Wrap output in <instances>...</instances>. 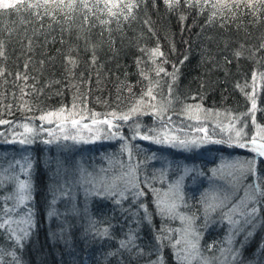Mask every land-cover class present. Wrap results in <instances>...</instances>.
<instances>
[{
	"label": "trees",
	"instance_id": "16d2710c",
	"mask_svg": "<svg viewBox=\"0 0 264 264\" xmlns=\"http://www.w3.org/2000/svg\"><path fill=\"white\" fill-rule=\"evenodd\" d=\"M13 3L0 9L1 131L38 124L58 110L73 116L70 122L126 114L144 98L151 114L132 121L145 152L135 200L121 204L104 197L109 176L97 169L115 142L66 148L39 135L26 148L0 140V264H264L263 162L256 171L260 193L230 222L220 220L221 210L205 212L207 180L186 184L181 212L194 216L193 228L167 216L160 199L165 178H152L149 161L140 164L149 152L144 132H155L159 113L186 126L195 123V110L226 112L242 122V135L249 116L264 124V0ZM207 150L216 159L211 165L239 152L210 145L167 153L166 181L188 167L207 175ZM17 181L26 187L16 191ZM70 196L76 202L69 206Z\"/></svg>",
	"mask_w": 264,
	"mask_h": 264
},
{
	"label": "rangeland",
	"instance_id": "374dc122",
	"mask_svg": "<svg viewBox=\"0 0 264 264\" xmlns=\"http://www.w3.org/2000/svg\"><path fill=\"white\" fill-rule=\"evenodd\" d=\"M14 1L16 0H9L11 3ZM150 104L151 99L144 98V100L134 102L126 114L100 116L99 118L92 116L87 122H70L73 116L67 115L63 110L48 112L39 116L41 122L38 124L34 120H29L20 125H10L5 131L0 130V140H19L16 143L26 148L33 145L34 140L39 135L43 138L40 139L46 141L49 145L61 143L60 146L70 145V148L85 144L115 142V149L111 156H102L101 166L99 168L96 166L102 175L107 173L109 176L108 182L104 183L105 186H103V195L106 199L112 198L114 202L119 204L122 203V200L125 201L127 197L134 201V188L137 186L136 171L139 160L141 161V157L145 152V146L142 148L140 142L136 141V137H139V139L143 137H140L141 135L135 131L137 129L132 121L137 117H147L151 114ZM156 117L160 121L152 126L155 132H149L150 135L146 131V133L144 132L147 135V151L149 152H147V158L140 164L149 161L150 167L153 168L152 178L155 177L158 182H162L160 181L161 177L165 178V181L162 182L165 183V186L163 189L160 188V199L169 218L173 217L186 228L194 227V216L192 214L190 217L185 216L181 212V208L184 204L182 190L186 187V184L190 185L195 177H202V179L207 180L208 188L202 202L206 205L205 212L210 211L212 214V210H221L220 220L223 219L227 222L232 220L231 213L246 202L251 201L254 194L260 193L257 186L259 177L256 171L259 168L258 163H264V155H261L256 149L264 144V124L256 123L253 117L249 116V130L242 135V122L226 112L204 110L202 115L201 110H195L192 115L195 123L186 126L175 124L169 119L163 120L161 113ZM67 120L69 122H66ZM127 131H130V134L125 133ZM127 135H129L128 139L126 138ZM210 145H226V147L229 146L239 152L237 156L234 154L229 161L226 159V161H217L211 165L210 161L216 159L213 155H210L212 151L208 152L207 150L203 155L204 159H200L202 160L201 163L203 161L205 163V171L208 170L207 175L204 172L202 173L201 166L188 167L174 181H166L167 153L171 154L181 150L187 152L191 148L197 151ZM68 146L65 147L69 148ZM153 148L158 150L152 151ZM159 149L161 151L165 150V154L162 155ZM138 150L139 157L137 159ZM156 152L160 154L158 155ZM1 156H4V154ZM172 160L173 158L169 163L171 165L172 162L171 167L174 168L173 166L178 163L176 160ZM24 161L22 160L19 164L22 166ZM75 162L80 163L79 156L76 157ZM257 164L258 166H256ZM77 169L79 170L78 167ZM27 173H30V171ZM23 183H20L22 188L27 185L25 182ZM20 184L17 181L12 184V187L16 189ZM16 191L18 190L16 189ZM86 201L87 199H83L82 205H85ZM75 202V196H70L67 200L69 206L75 204ZM218 225L222 226V224ZM219 264H224V261L221 260Z\"/></svg>",
	"mask_w": 264,
	"mask_h": 264
},
{
	"label": "snow or ice",
	"instance_id": "6c2138e0",
	"mask_svg": "<svg viewBox=\"0 0 264 264\" xmlns=\"http://www.w3.org/2000/svg\"><path fill=\"white\" fill-rule=\"evenodd\" d=\"M17 7L16 3H11L9 0H0V9H9ZM255 143V141H253ZM256 151H258L261 155H264V144L260 145Z\"/></svg>",
	"mask_w": 264,
	"mask_h": 264
}]
</instances>
